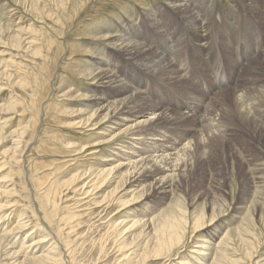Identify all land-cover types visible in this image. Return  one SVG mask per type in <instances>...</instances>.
<instances>
[{
  "label": "rangeland",
  "instance_id": "374dc122",
  "mask_svg": "<svg viewBox=\"0 0 264 264\" xmlns=\"http://www.w3.org/2000/svg\"><path fill=\"white\" fill-rule=\"evenodd\" d=\"M168 1L0 0V219L16 242L14 264H197L199 253L209 258L201 264H264V187L249 182L260 169L264 176V0H190L191 16ZM204 12L213 34L203 53L184 26ZM125 19L146 48H173L187 72L175 87L148 85L146 105L169 101L173 116L163 111L165 119L148 123L159 112L137 106L116 126L111 115L90 117L86 98L60 90L90 91L66 68L97 54L91 37L108 31L107 21ZM199 52L203 62L191 63ZM119 67L124 76L141 71ZM133 75L145 79L125 77ZM241 92L253 96L248 112ZM119 134L125 143L114 145ZM9 135L17 155L3 141ZM121 156L151 158L157 168L169 159L172 168L132 187L124 183L134 168L109 171ZM166 179L168 193L151 188ZM8 245L0 243V264L9 263Z\"/></svg>",
  "mask_w": 264,
  "mask_h": 264
},
{
  "label": "bare ground",
  "instance_id": "6f19581e",
  "mask_svg": "<svg viewBox=\"0 0 264 264\" xmlns=\"http://www.w3.org/2000/svg\"><path fill=\"white\" fill-rule=\"evenodd\" d=\"M191 2H192V0H191ZM191 2H190V0H171V2L168 1V3H170V4L172 3L173 9L172 8L171 9L174 10L176 14H178V15H190V16L192 15V12H191L192 10L191 9L194 7V5ZM244 6L247 7V9L249 11L252 10L251 4H248V2H245ZM206 15L207 14H205V12L203 14H201L200 16H197V14H196L193 19H190L187 22H185V25H187V26H184L183 25L185 27V29L189 30L198 39L199 46H200V48H199V51L200 52H203L204 51L205 46H210L211 45V42L209 40L211 36L209 35V33L211 32L213 34L211 25L209 24L210 19ZM126 17H128V16H126ZM76 20H77V18H76ZM106 23H107L106 24V27L108 28V31H110V33L108 31H104V29H103L102 32L100 31L99 34L97 32V34H95L94 36L91 37L94 40V42L96 40L99 41V43H96L95 45H93V46H95L94 49H96L97 54L95 56L92 54L91 56H94V57L91 60H84L82 62L77 61V65L75 63L74 65L68 66L67 67L68 69L66 68L68 74H73L72 76H75L76 79L77 78L78 79H81L82 81H84L85 83H87L85 88L86 89H90V91L86 93L85 90L84 91L82 90V92H81L78 89H74L72 86H69V87H65V88H61L60 89L62 91L63 96L64 97H68L69 94L74 93L77 97H83L84 100L86 98L87 99V102L89 103V105L92 108L93 107L95 108V110L93 111L94 113H91L90 114V117L93 116L94 118H97L99 115L103 114L104 115V118L103 119L106 121L107 118H108V116L111 115V117L115 121L114 122V125H116V126H122L124 124V122H126L127 120H129L131 118L130 117L131 114H134V113L136 114V111H132V110L135 107H137V106H139V107H145L144 110H146L148 108V109L156 110V112H159L157 115H155V116L151 117L150 119H148V123H150V122H156V121H159L160 119H163V118L165 119L166 117H164V116L166 115V112H163V111H168V114H171L173 116V114H175V112L177 110H174L173 107L169 106V104H170L169 101L168 102L165 101L163 103H157V104L154 103V104H150L148 106L146 104L148 103L147 102V95H148V85H149V83L151 85L154 81H160V80H162V81H165L169 85L170 84L172 86L174 85V87H175L177 85H180L182 83V80L183 79L187 78V72L185 71L184 66L179 65L180 64V61H179L180 58L175 53V50H173V48H171V50H169V48H168V50L167 49L161 50V52L158 53L157 51H153V49H150L149 46H148L149 48L148 47L146 48V45L143 44L139 39H137L136 36L133 34V30H131V27L133 25H136V24H134L133 23V20L131 21V19H125V20L121 21L119 24H112L113 22H111V21H107ZM127 30H131V31H127ZM94 33H95V31H94ZM207 36H209V37H207ZM101 40H106L108 42L106 44H103V42L102 43L100 42ZM173 43H175V42H173ZM30 44H31V42L29 43V45ZM82 50H85V49H82ZM112 52H115V54H111ZM262 54H264V52ZM195 57H196V59L194 60L193 57L191 56L190 57L191 58L190 59V62L191 63H196V64L200 65L201 62H203V60H202V54L200 53L199 61H198V58H197L196 55H195ZM255 58H258V57H255ZM261 60H263V59H261ZM254 61H256V60H254ZM263 62H264V60H263ZM132 63L133 64H136L139 67V70H141V71H138V72H128L127 71V74L128 73L129 74H131V73H138V74H141L140 76H143L145 79L142 80L141 78H139V75H133V77L131 79H128V78L125 77L127 74H125V76H124L120 72V67L119 66L126 67V66L131 65ZM250 64H252V63H250ZM260 69H262V68H260ZM215 73L217 74V76H219L220 73H221V70H219V72L217 70V71H215ZM218 73H219V75H218ZM243 75H245V73ZM244 77H246V76H244ZM238 78L235 79L236 82L241 79L240 78L238 80ZM255 78H256V76H255ZM242 79H244V78H242ZM245 79H244L243 82H245ZM235 80H234V83H235ZM240 81H242V80H240ZM60 82L62 83V81H60ZM61 86H63V85H61ZM119 88H122L123 89L122 92L120 93V95L114 96V97H112L114 95V92L104 91V90H112V89L117 90ZM83 93H86V94H83ZM240 96H241V99L238 100V101H240L238 103H239L240 107H243L244 106L243 110L247 111L249 108L247 107L248 108L247 109L245 106H249L250 103H247L246 104V102L251 101V98L250 97H253V96L247 95V93H243V92H241V95ZM263 97H264V95L261 98H263ZM244 104H246V105H244ZM240 110L241 109H239V111ZM239 111H237V112H239ZM245 111H243V112H245ZM256 111L259 112L260 111V108L256 107ZM256 111L253 110L252 113H254ZM188 112H186V113H188ZM189 113H191L190 115L192 116V112H189ZM177 114H179V113H177ZM254 115H253V117H254ZM174 116L177 117V115H174ZM199 116L197 115L198 118H199ZM202 120L203 121H201V122H203V123L206 120H209L208 119V113L206 114V116H204V118ZM86 127H92V126H90V124H89ZM206 127L208 128V126H206ZM259 127H261V129H262L261 124H257L255 126V130H258ZM203 131H204V129H203ZM135 132H138V130L137 131L130 132L131 134L129 133V135H133ZM197 133H198V130H197ZM121 135L122 134H119L116 137L115 136L112 137V139L114 140V142H113L114 145L117 142L118 143L119 142L125 143V142H123V139H121L122 138ZM227 136H229V135H227ZM226 138H225V140H226ZM13 139H12V137H10V135H9V138H7V139L6 138H4V140L1 139L4 142L7 141V143H9L8 141H10V143L12 145V147L10 148L11 152H13V151L15 152V150L17 149V146H18L17 143ZM16 140H17V138H16ZM131 140L133 142H136L137 140H140V138L138 139L136 137H133ZM127 144L128 143L126 142V145ZM121 147L124 148V149L126 148V146L124 147L122 145H121ZM82 148H85V147H82ZM120 152H124V150H121ZM14 154H16V153H14ZM119 158H120V161H117V164L114 167H112L109 171L110 172L111 171H119V170L121 171L126 166H129L130 168H134L135 169L134 170V175L133 176L130 175L129 176V178H130L129 182L127 183L126 182L127 180H126L125 183H124V184H133V185H131L132 187H137L139 185V183L142 182L145 179H151V178H153L154 174L163 173L164 171L170 170V168H172L171 167V162H169V159L160 160V161H163L164 164H163L162 167L157 168L156 162L154 163L151 160L150 157H148V158H150L148 160H146V159H144V160H142V159H140V160H131L130 158H128L126 156H121ZM121 161H123V162H121ZM250 161H252V160H250ZM259 161H258V163H259ZM149 165H151V168L152 169L147 168V166H149ZM255 165H257V164L255 163ZM143 167H144V169H143ZM245 170L247 171V169H245ZM254 170L255 169H253V172H250L249 175H251L252 173L253 174L256 173V172H254ZM250 171H251V169H250ZM258 171H260L258 173H261L262 172V174H263V170L260 169ZM100 172L103 173V171H100ZM77 173H78V171H77ZM262 174H260L259 176L254 174L257 177H254L251 181L249 180L250 184L253 183L254 180L256 179V182L254 184H257V185L258 184H261V185H259V187H261V188L264 187V176ZM118 175H120V174H118ZM117 176L115 178H118ZM250 177L251 176H249L248 179H251ZM81 178H82V176H81ZM244 178H245V176H244ZM77 179L78 178H74L73 179V182L76 181V183H77ZM79 179H80V176H79ZM122 179H121V181H122ZM126 179H128V178H126ZM89 183H91V182H89ZM246 186H247V184H246ZM172 187L173 186H172L170 180L166 179L163 182H160V180L155 181L154 182V185H152L151 188L154 191L158 192V193H162V194L164 193V194H166V193L169 192V189L171 190ZM254 187L256 188L255 185H254ZM129 190H131V189H129ZM259 192L261 193V196H264V192H262V191H259ZM0 194L3 195V193H0ZM125 194H126V192H125ZM4 195H5V193H4ZM131 222L132 223H137V222H139V219H137L135 221L131 220ZM2 224L3 223L1 222V219H0V243H8L9 244L7 248L4 246V251L3 252H5V255H6L5 260L6 259H9V263L6 262L7 264H14L15 261L19 259L18 258V253H11L12 251L10 252V249H13V248L16 247V245H15L16 242L7 241V238H8L7 235H8V233L5 232V231H3L4 229H2V226H1ZM20 226L21 227H24V224L23 225H20ZM32 243H34V242H32ZM35 244H37V243H35ZM206 244H207V242H205L204 245H206ZM21 245L23 247V243ZM26 248H29V246L26 247ZM205 250H206V247H204V252H205ZM7 254H9V255H7ZM16 258H18V259H16ZM197 258H198V260H200L199 261L200 263H197V264H201L205 260H207V262H208V259H209L207 256L204 255V253H199L197 255ZM50 259L51 258H48V260H50ZM50 262H52V261H50ZM205 264H206V262H205Z\"/></svg>",
  "mask_w": 264,
  "mask_h": 264
}]
</instances>
